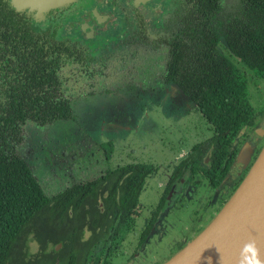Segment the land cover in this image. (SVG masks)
Listing matches in <instances>:
<instances>
[{"label": "trees", "instance_id": "obj_1", "mask_svg": "<svg viewBox=\"0 0 264 264\" xmlns=\"http://www.w3.org/2000/svg\"><path fill=\"white\" fill-rule=\"evenodd\" d=\"M221 1L196 0L198 18L192 14L187 21L188 41L175 44L165 74L213 127L210 137L191 146L173 176L187 170L199 177L197 182L206 179L212 187L221 183L235 154L228 157L234 136L255 122L247 72L264 79V0H233L226 5ZM31 16L10 0H0V264H6L28 222L46 209L64 219L68 216L71 223L69 235L56 238L68 247L63 264H113L125 232L134 228L142 213L145 180L158 166L126 162L51 196L44 192L21 153L22 126L27 120L42 126L75 115L67 98L56 97L59 55L46 53ZM108 145L112 147L111 142ZM209 148L210 162L204 165ZM171 182L152 215L163 206ZM152 222L153 216L140 230L139 244ZM83 228L90 231L87 239ZM50 260L48 264H58L54 256Z\"/></svg>", "mask_w": 264, "mask_h": 264}, {"label": "rangeland", "instance_id": "obj_2", "mask_svg": "<svg viewBox=\"0 0 264 264\" xmlns=\"http://www.w3.org/2000/svg\"><path fill=\"white\" fill-rule=\"evenodd\" d=\"M237 65L242 68L238 62ZM247 78L249 101L255 108V119L259 122L264 116V79L253 78L250 72H247ZM109 90L72 102L74 119H60L42 126L27 120L22 126L19 144L25 161L49 196L74 182L93 179L117 163L143 161L158 166L157 173L145 180L140 195L142 213L134 228L125 232L118 252L113 257V264H125L124 260L130 257V252L137 246L139 231L156 208L168 173L194 143L212 135L213 127L191 101L184 99L178 92H175L174 97H168L162 85L158 93L155 89L147 95L127 99H121L123 95L118 96L113 91L108 93ZM110 142L112 147L108 145ZM107 154L110 156L104 159ZM88 160H91L90 163ZM86 162L88 168L83 169ZM195 180L188 177L185 189L198 196H188L186 202L189 205L183 208H167L164 214L167 215L165 219H168V224L162 225V235L156 231L149 234L143 241L144 245L141 243L138 257L126 264L165 261L204 228L191 232V236L185 233L178 238L200 207L204 206L200 210L205 208L206 212L204 225L219 211L224 201L217 196V191L206 181L195 185ZM200 196L201 201L194 203V199ZM99 207L104 208L103 202ZM61 217L46 209L29 221L12 245L6 264H48L52 256L58 264H63L68 256V247L56 238L69 235L71 223L68 216L66 219ZM83 234L84 239H87L90 231L83 228ZM186 234L188 240H182Z\"/></svg>", "mask_w": 264, "mask_h": 264}, {"label": "flooded vegetation", "instance_id": "obj_3", "mask_svg": "<svg viewBox=\"0 0 264 264\" xmlns=\"http://www.w3.org/2000/svg\"><path fill=\"white\" fill-rule=\"evenodd\" d=\"M232 1L226 0L227 3H225V0H222L221 2L226 5ZM195 2L196 0H74L50 9L41 18L31 16L33 28L45 42L46 53L59 55L55 69L59 81L56 97H65L72 104L76 99L84 100L94 94L107 93L110 88L108 93L113 91L118 96L123 95L121 99H127V97L147 95L155 89L158 93L159 86L162 85L165 89L163 92L168 97H174L175 92H178L184 96V99L189 100L176 83L166 80L165 74L175 44L179 39L188 41L187 21L192 14L198 18L195 12L197 10L194 11L193 8ZM222 7L224 10V6ZM256 119L252 126H244L234 136L228 157L232 155V152L235 154L231 158L224 178L216 187H212L206 179L197 182L199 178L193 177L187 170H184L180 176H173L179 162L170 170L156 208L170 179L172 182L167 194L172 190V195L161 212L159 208L154 216L152 214L156 208L151 211L143 226L145 228L153 216L146 238L154 231L162 235V225L168 224V219H165L167 215L164 214L167 208H183L189 205L186 202L188 196H198L185 189L188 177L196 179L195 185L206 181L214 191H217V196L219 195L225 202L248 171L264 143V135L258 137L252 146L253 151L246 167L241 171L233 169L229 172L239 149L245 142L251 143L257 129L264 126V116H261L262 120L259 122ZM209 162H203V164L208 165ZM232 174H234L233 177H231ZM225 182L226 185H223ZM198 201H201V196L194 199V203ZM203 207L194 213L195 216L190 220L189 226L185 227V232H182L178 238L185 233L191 236V232L200 231L206 225H204L205 208L200 210ZM206 219L209 220L207 217ZM187 234L182 240H188ZM138 236L137 246L123 263L126 264L129 260L133 261L138 257L143 244V242L138 243ZM160 262L157 260L154 264Z\"/></svg>", "mask_w": 264, "mask_h": 264}, {"label": "water", "instance_id": "obj_4", "mask_svg": "<svg viewBox=\"0 0 264 264\" xmlns=\"http://www.w3.org/2000/svg\"><path fill=\"white\" fill-rule=\"evenodd\" d=\"M71 1L74 0H10L17 10L27 9L34 18H41L50 9ZM254 134L251 143L245 142L237 152L229 172L246 167L254 142L264 135V126ZM211 149L205 153L204 163L210 161ZM171 195L172 190L159 212L167 206ZM99 205L102 206L101 200ZM161 264H264V143L244 177L208 224Z\"/></svg>", "mask_w": 264, "mask_h": 264}, {"label": "crops", "instance_id": "obj_5", "mask_svg": "<svg viewBox=\"0 0 264 264\" xmlns=\"http://www.w3.org/2000/svg\"><path fill=\"white\" fill-rule=\"evenodd\" d=\"M114 150H115V149H114ZM104 159H106V156H105V155H104ZM90 161H91V160H88L89 163H90ZM88 162L85 163V166L83 167V169L88 168V165H89ZM119 164H124V163H117V164H115L113 167H115L116 165H119ZM113 167H112V168H113ZM105 170H106V169H104V170L102 171V173H103ZM102 173H100L99 175H101ZM99 175H98V176H99ZM96 177H97V176H96ZM94 178H95V177H94ZM39 183H40V182H39ZM40 185H41V183H40ZM41 186H42V185H41ZM67 186H68V185H67Z\"/></svg>", "mask_w": 264, "mask_h": 264}]
</instances>
